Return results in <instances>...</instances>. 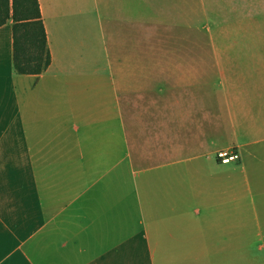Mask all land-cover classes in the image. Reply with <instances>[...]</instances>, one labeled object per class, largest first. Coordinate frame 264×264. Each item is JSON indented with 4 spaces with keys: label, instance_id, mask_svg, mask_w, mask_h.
Returning a JSON list of instances; mask_svg holds the SVG:
<instances>
[{
    "label": "crops",
    "instance_id": "crops-1",
    "mask_svg": "<svg viewBox=\"0 0 264 264\" xmlns=\"http://www.w3.org/2000/svg\"><path fill=\"white\" fill-rule=\"evenodd\" d=\"M39 4L41 74L0 26V264H264V0Z\"/></svg>",
    "mask_w": 264,
    "mask_h": 264
},
{
    "label": "trees",
    "instance_id": "trees-1",
    "mask_svg": "<svg viewBox=\"0 0 264 264\" xmlns=\"http://www.w3.org/2000/svg\"><path fill=\"white\" fill-rule=\"evenodd\" d=\"M13 21L14 64L21 74L39 75L51 63L39 0H0V26Z\"/></svg>",
    "mask_w": 264,
    "mask_h": 264
},
{
    "label": "rangeland",
    "instance_id": "rangeland-1",
    "mask_svg": "<svg viewBox=\"0 0 264 264\" xmlns=\"http://www.w3.org/2000/svg\"><path fill=\"white\" fill-rule=\"evenodd\" d=\"M172 43H184L189 46L203 45L209 47L211 46V38L207 36H188L186 38H173Z\"/></svg>",
    "mask_w": 264,
    "mask_h": 264
},
{
    "label": "built area",
    "instance_id": "built-area-1",
    "mask_svg": "<svg viewBox=\"0 0 264 264\" xmlns=\"http://www.w3.org/2000/svg\"><path fill=\"white\" fill-rule=\"evenodd\" d=\"M217 157L222 163L239 160L240 156L235 149L221 150L217 153Z\"/></svg>",
    "mask_w": 264,
    "mask_h": 264
}]
</instances>
